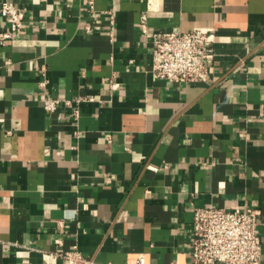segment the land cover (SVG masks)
<instances>
[{"label":"crops","instance_id":"1","mask_svg":"<svg viewBox=\"0 0 264 264\" xmlns=\"http://www.w3.org/2000/svg\"><path fill=\"white\" fill-rule=\"evenodd\" d=\"M4 2L0 264H190L197 208L259 210L264 264V0ZM195 30L208 80L152 78V34Z\"/></svg>","mask_w":264,"mask_h":264},{"label":"built area","instance_id":"2","mask_svg":"<svg viewBox=\"0 0 264 264\" xmlns=\"http://www.w3.org/2000/svg\"><path fill=\"white\" fill-rule=\"evenodd\" d=\"M89 11L93 0H86ZM0 18L6 28L0 32V44L4 45L21 30L25 14L14 4L0 5ZM110 24L113 17L110 15ZM145 17H141L144 29ZM90 31L89 29H87ZM215 36L199 30L190 33H153L151 36V76L166 82L204 83L208 80L209 66L214 57ZM46 81L40 82L44 87ZM80 100L73 101L76 105ZM71 101L44 98L43 110L54 112L59 106H71ZM78 109H73L74 118ZM260 212L256 209L197 208L193 212L192 251L190 264H259L261 241L257 234ZM67 264H90L77 251L65 252ZM109 264V263H107ZM132 264H144L139 255Z\"/></svg>","mask_w":264,"mask_h":264}]
</instances>
